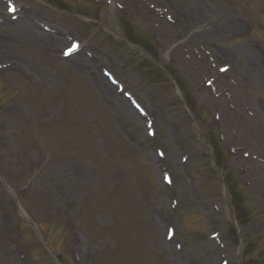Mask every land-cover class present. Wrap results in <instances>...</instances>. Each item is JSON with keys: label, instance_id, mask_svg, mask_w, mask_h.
Wrapping results in <instances>:
<instances>
[{"label": "rangeland", "instance_id": "rangeland-1", "mask_svg": "<svg viewBox=\"0 0 264 264\" xmlns=\"http://www.w3.org/2000/svg\"><path fill=\"white\" fill-rule=\"evenodd\" d=\"M226 172L264 260V0H0V264H240Z\"/></svg>", "mask_w": 264, "mask_h": 264}, {"label": "trees", "instance_id": "trees-1", "mask_svg": "<svg viewBox=\"0 0 264 264\" xmlns=\"http://www.w3.org/2000/svg\"><path fill=\"white\" fill-rule=\"evenodd\" d=\"M122 18H120V20ZM127 20L128 21H126L125 24L121 22L123 20L120 21V23L122 24V27L124 28V34H125V38L127 42L129 41L132 44L134 42V44L140 46L144 50L145 53H147L150 57H152L153 60H157L159 56L157 46H155V44L144 33L136 29V27L132 23L131 18H128ZM126 26H128V28H125ZM142 65L146 66V68H151L150 69L152 70L151 73L154 76H158L159 78L165 79L166 73L164 74L162 71L156 69L155 67H153L151 63L145 60L142 63ZM146 70L149 71L148 69ZM166 71L168 73H171L173 80L175 81L177 87L180 89V91L183 94L184 100L189 104L190 107H193L195 105V102L194 100H191L189 90L186 89V86L181 80L180 76H178L169 67H166ZM186 99H188V101ZM203 127L205 128V132H207V137H208L207 142L213 149V160H214L215 165L217 167H221L225 169V166L220 161V156H222L223 153L219 147V144H218L219 141L217 137L214 136V132L212 130L211 131L208 130L209 128L205 126V124L203 125ZM224 181H225L227 188L230 190V199H231L232 207L235 210L234 213H235L236 220L239 223V225L243 226L246 222H249L250 220L255 218L254 214L252 215L249 214L251 211V207L253 206L255 208L254 203L252 202L251 197L248 196L246 191H243V190L236 191L238 186H236L237 184H232V182L230 181V178L228 177L227 172L224 176ZM244 203L246 204L244 205ZM227 236L230 238L232 237L236 238L235 230L232 228V230L228 232ZM243 244H244V248H243L244 256L241 259V264H264V260L260 257V255H262V251H260L257 261L252 262L251 258L246 260V257L249 256V252L250 251L252 252V248L254 247L255 243H250V245H248L246 241V236L243 235Z\"/></svg>", "mask_w": 264, "mask_h": 264}, {"label": "snow or ice", "instance_id": "snow-or-ice-1", "mask_svg": "<svg viewBox=\"0 0 264 264\" xmlns=\"http://www.w3.org/2000/svg\"><path fill=\"white\" fill-rule=\"evenodd\" d=\"M7 10L9 12H13V13L16 11L15 7H13L11 5L8 6V9ZM77 48H78L77 45H71V46H69L68 50L64 53V55H71L74 51L77 50ZM221 71H226V69H221ZM209 83L211 84V81H209ZM150 134H152V133H150Z\"/></svg>", "mask_w": 264, "mask_h": 264}]
</instances>
